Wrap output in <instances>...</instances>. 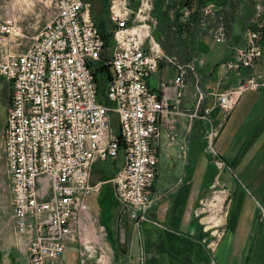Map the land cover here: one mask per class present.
<instances>
[{"label":"built area","instance_id":"1","mask_svg":"<svg viewBox=\"0 0 264 264\" xmlns=\"http://www.w3.org/2000/svg\"><path fill=\"white\" fill-rule=\"evenodd\" d=\"M57 5V13L23 53L9 48L16 22L0 19V78L10 93L3 146L15 236L28 264L59 263L88 212L87 198L100 190L91 181L94 166L117 161L121 153L124 165L113 179L121 215L134 222L145 217L154 203L159 163L154 143L161 134V120L171 101L181 103L188 70L196 75L194 64H180L162 50L144 19L132 26L127 8L112 10L115 29L107 55L87 1L58 0ZM246 37L247 46L236 50L238 60L225 64L226 71L240 75L264 57L259 36ZM105 58L111 72L104 87L108 103L99 101L94 73ZM163 64L176 67L179 76L155 92L149 79ZM198 80L196 76L200 104L205 95ZM262 89L264 74L250 75L219 94L217 105L231 111L245 93ZM211 111L206 108L193 117L211 123L206 138L216 154L218 130ZM113 114L118 116V131Z\"/></svg>","mask_w":264,"mask_h":264},{"label":"crops","instance_id":"2","mask_svg":"<svg viewBox=\"0 0 264 264\" xmlns=\"http://www.w3.org/2000/svg\"><path fill=\"white\" fill-rule=\"evenodd\" d=\"M235 48L217 44L206 54L205 63L197 66L199 87L205 95L201 106L193 73L187 76L181 103L171 101L154 143L159 163L153 206L138 222L124 218V237L112 254L114 264H248L245 256H253L252 264H257L258 257H264V91L245 93L229 114L215 107L214 94L254 73L244 69L241 76L228 73L221 78L219 65L235 57ZM254 70L263 71V63ZM178 75L174 66L163 64L149 79V87L158 92L162 83ZM209 107H213L210 118L219 131L214 147L222 166L208 148L211 123L191 117ZM117 161L111 168L115 176L124 165V160ZM111 169L108 162L98 163L92 174ZM217 187L231 195V200L225 233L212 248L202 243L212 238L203 232L197 212ZM87 200L93 211L100 209L98 195ZM115 204L119 213V202Z\"/></svg>","mask_w":264,"mask_h":264},{"label":"rangeland","instance_id":"3","mask_svg":"<svg viewBox=\"0 0 264 264\" xmlns=\"http://www.w3.org/2000/svg\"><path fill=\"white\" fill-rule=\"evenodd\" d=\"M86 1L90 5V17L94 24L96 23L94 17H98L103 10L105 14L104 17L109 22L108 25L111 26V24H113L110 19L112 10L114 9L113 11H118L119 9L125 7L128 9V11L132 12L130 20V24L132 26H138L141 23L143 24V21L141 22L140 19H144V23L149 27L152 35L154 38L156 37L155 34L158 32L157 29L160 25L159 14L162 8H160L161 0H106L104 3H102L100 0ZM176 1L182 2V0ZM223 1L224 0H205L203 4H200L199 0H190L188 5H185L180 9L182 14V23L189 24L190 26L194 25L192 18L195 12H200L196 25L203 35L200 34V51L197 53V57H195L192 61L183 62L175 57L180 64H194L197 69L198 65L202 66L205 63V58L207 56L206 54L210 52L212 53L214 51L213 49L215 45L218 44L222 45L223 47L229 45L230 47H236L235 57L231 60L222 62L219 65L222 74L221 78H224L228 73H235L234 71H226L225 64L236 62L238 60L236 56V50L238 48H245L247 46V33L257 34L259 36L257 45L262 46L264 50V0H240V4L235 10H233L229 4L226 6ZM234 1L237 2V0ZM57 2L58 0H0V19H12L17 24L16 31L10 38L9 42V48L13 52L23 53L32 45L34 38L38 35L41 28L57 13ZM168 3L169 0H166L164 5L167 7ZM162 10L164 11L163 8ZM139 11H141V14L137 16ZM186 12L189 13L188 16H185ZM226 12L235 13L236 18L234 22L240 20L243 15H246L247 17L250 15V13H252V15L248 17L249 19L246 23L243 22L240 24L238 21V23L232 24V21L229 25L226 21ZM170 15L173 16V11H170ZM233 35H240V38L237 41V46L230 45L232 42H234ZM219 37H223V40L218 41ZM107 51L108 52L106 54L108 55L110 50ZM201 56L203 58H201ZM199 60L203 63L202 65H200ZM259 63H263L264 65V57L261 60H255L253 67L247 68L254 72L251 75L264 74V70L259 73H255L254 69ZM101 65L102 63H97L96 66ZM189 73H193L195 75L194 72L188 70V74ZM235 74L238 75V73ZM241 74L238 76H241ZM196 76L197 72L195 78ZM99 79H101V81L104 83V86L106 87L107 83L104 82V78L100 76ZM244 79L241 81V83L244 81ZM241 83L236 86L241 85ZM224 91L214 94L216 98L215 107L217 108H219L217 105V96ZM259 91L264 90L262 89ZM9 95V87L7 83L0 78V264H28L27 256L24 253V247H22V245H19L18 247L15 245L17 244L18 240L14 234L15 225L12 220L13 195L3 146V132L5 130L7 121ZM99 101L108 103L105 93L100 94ZM202 102L200 104L198 103L199 106H201ZM210 108L211 107H209V109ZM231 111L223 112L225 114H229ZM191 117H193V115ZM112 120L114 122L115 130L118 131V116L113 114ZM216 129L218 130L217 127ZM210 153L216 158L217 164L222 166L223 163L217 159V153L213 154L211 151ZM118 160L121 164L124 160L123 153H121ZM112 162L114 161H108L110 169L113 165ZM99 164L101 165L102 163ZM103 172L104 173L101 175H99L98 172H94L91 177V181L92 179H95L96 182L93 183L92 181V184H99L100 187L99 192L94 194L98 195L100 199V209L93 211L87 200L89 207L88 212L85 213L83 217L78 234L69 241L67 253L65 255V261L62 262L61 259L59 263L55 264H114L112 254L117 248H120L119 242L123 240L124 233L122 229L124 218L126 216L121 215L120 206L119 213L116 210L117 204L115 203H117L118 200L115 198L116 194L113 183L115 175L113 169L103 170ZM218 197H221V201H218ZM89 199L92 200L94 198L91 197ZM230 200L231 195L217 187L213 189L212 192L209 193L208 198L200 204L197 213L201 227L203 232L212 238L207 239V242L203 241L202 243L204 245H208L213 248L216 246V244H218L220 237H223L226 230V218L229 211L228 207ZM116 230H118L119 235L116 233ZM244 258L248 264L253 263V256H245ZM258 258L260 262L256 263L264 264V257Z\"/></svg>","mask_w":264,"mask_h":264},{"label":"trees","instance_id":"4","mask_svg":"<svg viewBox=\"0 0 264 264\" xmlns=\"http://www.w3.org/2000/svg\"><path fill=\"white\" fill-rule=\"evenodd\" d=\"M104 3L106 0H100ZM166 0H161L160 8L162 7L164 11L160 10L159 19L160 25L157 29L158 32L155 34L156 40L159 42L163 50L167 55L177 57L179 60L183 62H190L195 57H197V53L200 51V34L201 31L199 30L197 24V20L199 19L200 12L196 11L193 15V22L194 25L190 26L189 24H184L181 21V11L180 9L188 5L190 0H182V2H178L176 0H169L167 7L164 5ZM205 0H199L200 4H203ZM223 3L227 6L228 4L233 10L240 4V0H224ZM170 11H173V16L170 15ZM250 13V12H249ZM250 13L249 16H251ZM104 11H101V14L98 17H94L95 25L99 28L106 44L107 50L110 48L112 44V37L113 31L115 29V25L111 24L108 25V21L105 19ZM226 21L230 25V22L233 21L232 24L239 23L242 24L243 22L246 23L248 21V17L243 15L240 20L234 22L235 20V13L226 12ZM97 19V20H96ZM234 36V35H233ZM240 35H235L233 37V41L230 45L237 46V41L239 40ZM108 59L105 58L102 62L101 66H96L94 70L96 82L100 89V93H104V83L101 81L100 76L104 78V82H108L111 79V72L110 66L107 63Z\"/></svg>","mask_w":264,"mask_h":264}]
</instances>
